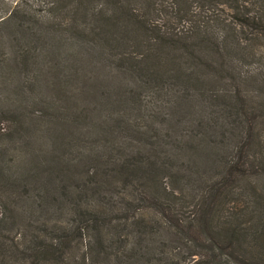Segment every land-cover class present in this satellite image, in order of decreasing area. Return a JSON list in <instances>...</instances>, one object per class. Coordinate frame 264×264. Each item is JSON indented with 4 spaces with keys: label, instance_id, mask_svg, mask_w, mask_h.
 <instances>
[{
    "label": "trees",
    "instance_id": "trees-1",
    "mask_svg": "<svg viewBox=\"0 0 264 264\" xmlns=\"http://www.w3.org/2000/svg\"><path fill=\"white\" fill-rule=\"evenodd\" d=\"M75 10L84 18L73 20L83 38L95 41L94 33L115 48L145 49L143 56L105 52L130 59L124 68L141 84L156 85L165 71L197 94L232 89L226 132L238 131L236 154L232 148L216 180L178 188L186 185V168L167 152V135H148L142 151L111 157L97 181L79 185L71 177L62 188L80 199L76 216L40 222L27 239L16 231L21 216H12L8 188L15 181L0 153V264H264V207L252 188H237L264 170V0H79ZM201 60H209L205 68ZM201 68L215 79L206 82ZM5 130L0 124V142L12 139ZM89 194L97 201L82 198ZM180 242L194 248L179 257Z\"/></svg>",
    "mask_w": 264,
    "mask_h": 264
},
{
    "label": "rangeland",
    "instance_id": "rangeland-1",
    "mask_svg": "<svg viewBox=\"0 0 264 264\" xmlns=\"http://www.w3.org/2000/svg\"><path fill=\"white\" fill-rule=\"evenodd\" d=\"M50 1L55 2L0 0V124L12 138L2 139L0 153L15 181L8 188L14 194L12 216H21L16 231L29 239L40 222L76 216L80 199L62 185L71 177L79 185L97 181L111 157L142 151L148 135H167V152L186 168V185L178 188L194 182L199 189L203 183L198 178L212 182L220 177L232 148L236 154L238 131L226 132L234 91L224 84L222 90L217 85L208 94H197L182 89V80L165 71L156 85L141 84L124 68L130 59L105 53L115 48L113 43L94 33L95 41L82 37L81 27L73 24L84 19L75 10L79 0H56L55 7ZM16 2L19 7L11 15ZM116 46L118 54L129 49L139 56L146 53L142 47ZM201 61L203 68L209 63ZM148 62L156 61L150 57ZM199 72L206 82L215 79L206 69ZM249 153L258 156L256 150ZM66 169L71 173L65 174ZM245 178L237 182L239 192L252 188L264 207V170ZM108 180L110 187L114 179ZM82 198L97 201L92 194ZM263 213L255 218L264 231ZM168 244L174 246L171 240ZM180 244L175 249L182 250L179 257L194 248Z\"/></svg>",
    "mask_w": 264,
    "mask_h": 264
}]
</instances>
